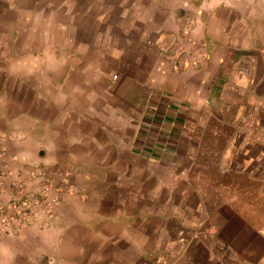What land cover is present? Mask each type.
I'll return each mask as SVG.
<instances>
[{
    "label": "crops",
    "instance_id": "1",
    "mask_svg": "<svg viewBox=\"0 0 264 264\" xmlns=\"http://www.w3.org/2000/svg\"><path fill=\"white\" fill-rule=\"evenodd\" d=\"M4 1L0 201L72 194L0 223V264H264V0ZM188 10L206 57L174 70Z\"/></svg>",
    "mask_w": 264,
    "mask_h": 264
},
{
    "label": "rangeland",
    "instance_id": "2",
    "mask_svg": "<svg viewBox=\"0 0 264 264\" xmlns=\"http://www.w3.org/2000/svg\"><path fill=\"white\" fill-rule=\"evenodd\" d=\"M4 3V0H0V11L4 9ZM197 15V12L194 10L182 12L181 18H178L176 22L177 32L174 35V40L168 52L169 58L177 52L183 53L186 56L185 62H188V66L182 68L185 69L184 71H187L189 68H195L197 61L198 63L203 62V59L206 57L205 50L207 49V44L204 41L197 42L193 39V32L197 25ZM185 30H188L189 33V38L187 39L183 36ZM12 167L17 168L15 165H12ZM9 168H11L10 165L6 166V169ZM46 173H52L50 176L52 181H46L43 185H39V187L37 186L30 191L25 190L24 185H21L20 182L13 183L15 194L12 195V202L7 204V206H11V209H9L11 212L5 211L7 206L0 201L1 227L5 228L4 225L12 224V227L10 226L11 229L7 230V233L19 235L22 231L21 227L30 225L31 223L42 227L52 224L59 208L69 199L72 191L69 189L70 187H68L69 184L66 179L68 174L60 176L59 171L54 172L52 170L46 171ZM54 177L55 180L53 181ZM63 177L65 178L64 182L60 181ZM3 184L4 182L0 179V190ZM58 184L60 188L57 189L56 186ZM174 258H176L174 251L164 250L155 258L153 264H170L169 260H173Z\"/></svg>",
    "mask_w": 264,
    "mask_h": 264
},
{
    "label": "built area",
    "instance_id": "3",
    "mask_svg": "<svg viewBox=\"0 0 264 264\" xmlns=\"http://www.w3.org/2000/svg\"><path fill=\"white\" fill-rule=\"evenodd\" d=\"M183 36L187 39L189 38L188 30H185L183 32ZM186 56L183 55V53L177 52L172 57H170V64L174 70H179L182 68H186L188 65V62H185ZM197 64V63H196Z\"/></svg>",
    "mask_w": 264,
    "mask_h": 264
}]
</instances>
